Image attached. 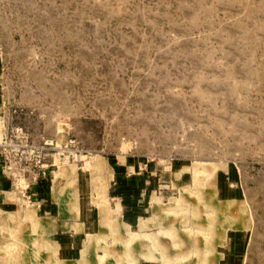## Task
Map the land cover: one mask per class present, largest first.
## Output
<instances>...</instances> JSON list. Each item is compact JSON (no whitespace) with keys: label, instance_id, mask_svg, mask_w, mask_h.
I'll return each mask as SVG.
<instances>
[{"label":"rangeland","instance_id":"obj_1","mask_svg":"<svg viewBox=\"0 0 264 264\" xmlns=\"http://www.w3.org/2000/svg\"><path fill=\"white\" fill-rule=\"evenodd\" d=\"M0 97V264H264V0H0Z\"/></svg>","mask_w":264,"mask_h":264},{"label":"built area","instance_id":"obj_2","mask_svg":"<svg viewBox=\"0 0 264 264\" xmlns=\"http://www.w3.org/2000/svg\"><path fill=\"white\" fill-rule=\"evenodd\" d=\"M16 137H22L24 138L25 135L20 133L21 131L19 129H16ZM75 141L71 140L68 144H66L64 147L62 145H59V143L54 139H44L41 146L38 147H31L28 151L27 155L29 156L30 160H32L36 167L38 168V175L39 176H47L49 167L48 165H45V160L50 154L47 152L48 150H61L62 152L59 153V161H61L64 164H69L70 157L77 156L74 153H77V151L71 150L69 147L70 145L74 144ZM7 147V139L5 137H2L0 141V174H10V171L13 169L12 160L9 157V154L6 152ZM68 153V155H66ZM23 155V153H22ZM54 156V155H53ZM63 158H62V157ZM20 161H23V157L20 158ZM56 165V164H55ZM5 178V177H4ZM30 187V185H27V189ZM0 193L6 194V190L0 191ZM33 194L30 193L28 195V199L31 198Z\"/></svg>","mask_w":264,"mask_h":264},{"label":"crops","instance_id":"obj_3","mask_svg":"<svg viewBox=\"0 0 264 264\" xmlns=\"http://www.w3.org/2000/svg\"><path fill=\"white\" fill-rule=\"evenodd\" d=\"M0 101H1V97H0ZM2 106V111H3V105L0 103V107ZM1 116V115H0ZM3 180V178L1 179V181ZM4 181V180H3ZM1 182L0 183V186H1V188L5 191V190H8L9 188H10V185H9V182H7V181H4V182ZM2 190V191H3ZM32 194L34 195L35 193L34 192H32ZM53 196V199L55 200V198H54V194L52 195ZM9 198V197H8ZM56 201V200H55ZM57 202V201H56ZM58 203V202H57ZM58 205H59V210H58V213L62 216V215H64V214H62V212H61V209H60V204L58 203ZM49 208V207H48ZM66 216H68V214H65ZM64 215V216H65ZM70 216V215H69ZM74 224H76V225H78V228H75V227H73V225ZM83 229H84V223H82V222H79V223H77V222H74V223H71L68 227H66L64 224H60L59 225V230L60 231H63V232H65L66 233V236H67V239H66V241H68L67 243H60L61 244V249H60V251H64V253H69V252H72L73 251V246H74V244H73V239L72 238H74V240H75V238H76V234L77 233H79V232H81V231H83ZM73 231V232H72ZM74 233V235L72 234V233ZM72 234V235H71ZM231 244V243H230ZM232 244H236V241L233 239V241H232ZM64 261V260H63ZM77 261V260H76ZM76 261H75V263H76ZM66 262V261H65ZM67 263V262H66Z\"/></svg>","mask_w":264,"mask_h":264},{"label":"bare ground","instance_id":"obj_4","mask_svg":"<svg viewBox=\"0 0 264 264\" xmlns=\"http://www.w3.org/2000/svg\"><path fill=\"white\" fill-rule=\"evenodd\" d=\"M66 175H69L70 177H74L75 176V168H74V166H72L70 168H67V169L59 170V172L57 173V176L59 178L63 177V176H66Z\"/></svg>","mask_w":264,"mask_h":264}]
</instances>
